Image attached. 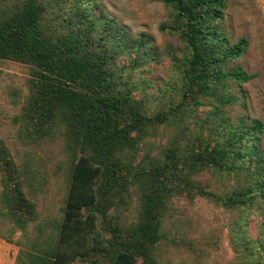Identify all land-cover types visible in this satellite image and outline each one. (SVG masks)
Listing matches in <instances>:
<instances>
[{"label":"trees","instance_id":"16d2710c","mask_svg":"<svg viewBox=\"0 0 264 264\" xmlns=\"http://www.w3.org/2000/svg\"><path fill=\"white\" fill-rule=\"evenodd\" d=\"M158 1L166 9L158 29L178 46L159 48L152 35L132 34L96 0L0 6V59L31 70L26 128L35 140L60 137L69 158L62 214L38 221L24 189L28 170L0 139V237L18 246L13 264H159L163 223L182 195L235 211L232 241L242 257L252 256L240 264H264V123L230 113L244 105L235 88L254 77L236 63L249 40L226 34L230 0ZM165 58L159 89L143 73ZM167 125L174 130L168 145L152 154L150 138ZM203 171L216 176L219 191L196 179ZM131 196L136 216L125 223L118 208Z\"/></svg>","mask_w":264,"mask_h":264},{"label":"rangeland","instance_id":"374dc122","mask_svg":"<svg viewBox=\"0 0 264 264\" xmlns=\"http://www.w3.org/2000/svg\"><path fill=\"white\" fill-rule=\"evenodd\" d=\"M8 0H0V6ZM98 10L115 18L132 34L146 32L153 36L160 48L171 44L178 46L175 35L163 33L158 25L166 16V9L158 0H96ZM224 27L231 41L244 36L249 40L247 52L236 63L254 77L235 89L242 91L243 106L235 104L230 113L260 118L264 123V0H230L226 10ZM168 58L162 64L152 63L143 76H147L162 89L168 77ZM31 70L27 64L0 59V139L9 147L14 161L20 169L28 170V196L35 201L38 221L58 219L64 204L68 179L69 158L60 137L55 140H35L26 128L22 108L29 94ZM152 93L155 89L151 90ZM154 103V102H152ZM209 107H203L204 116ZM174 133L171 126H159L157 135L150 138L152 154L168 145ZM264 148V132L261 139ZM140 151L139 158L145 154ZM207 188L219 191L220 183L210 171L196 176ZM31 189L32 195L29 194ZM137 199L131 196L129 202L118 208L121 220L128 223L135 219ZM235 211L225 210L214 201L194 196H174L171 208L164 220L165 236L158 245L159 264H240L252 258L246 250L235 246L231 238V224L236 218ZM257 217L250 218L247 231L256 234ZM18 235V233L16 234ZM18 246L0 237V264L14 263ZM254 257V256H253ZM263 261V257L261 258Z\"/></svg>","mask_w":264,"mask_h":264},{"label":"crops","instance_id":"0c3cea01","mask_svg":"<svg viewBox=\"0 0 264 264\" xmlns=\"http://www.w3.org/2000/svg\"><path fill=\"white\" fill-rule=\"evenodd\" d=\"M14 262V261H13ZM13 264V263H12Z\"/></svg>","mask_w":264,"mask_h":264}]
</instances>
